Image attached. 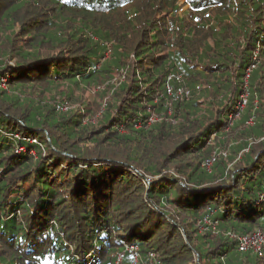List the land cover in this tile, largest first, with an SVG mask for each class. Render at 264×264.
Segmentation results:
<instances>
[{"label": "trees", "instance_id": "1", "mask_svg": "<svg viewBox=\"0 0 264 264\" xmlns=\"http://www.w3.org/2000/svg\"><path fill=\"white\" fill-rule=\"evenodd\" d=\"M3 79L0 264H264V0H0Z\"/></svg>", "mask_w": 264, "mask_h": 264}, {"label": "built area", "instance_id": "2", "mask_svg": "<svg viewBox=\"0 0 264 264\" xmlns=\"http://www.w3.org/2000/svg\"><path fill=\"white\" fill-rule=\"evenodd\" d=\"M117 70L119 71L118 73L120 75L119 81H122L124 78V71H123V69H117ZM172 78H175L176 80H180V76H169L168 77V79H172ZM167 91H168V93H171L172 88L168 86ZM175 95L178 98H184V97L188 98L189 91L183 87H179V88H177ZM67 101L60 102L57 108L61 111H68L71 109H76V105L73 102H71V101L67 102ZM71 103H73V104H71ZM154 120H155L154 116H151V117H149L148 122L151 123ZM212 161H213V158L205 161L203 163V166L206 169H209L211 164H212ZM260 198L264 199V191L260 195ZM211 227H214V223L208 217L203 218V220L198 223V228L200 231H204V230L211 228ZM232 237L236 238L237 249L239 252H241V253L250 252L254 255H257L259 257L264 258V231H262L260 229H256V230L252 231L251 233L239 234L237 236L232 235ZM127 250L133 255V264H137L138 263V256L135 253V250H136L135 247H133V246L127 247ZM121 257H122V253L118 255V258H117V261L115 262V264L120 263ZM155 262L156 261L154 260V257L151 254L147 260V264H154Z\"/></svg>", "mask_w": 264, "mask_h": 264}, {"label": "rangeland", "instance_id": "3", "mask_svg": "<svg viewBox=\"0 0 264 264\" xmlns=\"http://www.w3.org/2000/svg\"><path fill=\"white\" fill-rule=\"evenodd\" d=\"M183 2H184V0H179L180 4L183 3ZM185 8H187V6L183 7V9H185ZM118 72L119 71L117 69H114V68L112 69V74H111L112 78L106 79L107 84L103 83L100 86H90V87H84V86L81 85V86H77L76 87V89L74 90V93H73L74 99L70 100V101L73 102L76 105V109H79V111H85V118H84L85 121L90 122L91 124H95L96 123V121L100 117V113L102 111V110H100L98 112V110L101 109L103 101L106 98L108 99L107 96H109V92L112 91L113 86L117 85V83L119 82L120 75H119ZM0 87L3 88V89L6 88L5 87V79L1 80ZM61 88L57 86L53 91L61 90ZM240 98H241V101L237 102V105L235 106L236 108H238V110H241L244 107H246V104H247V93L246 92L242 93L240 95ZM61 99H62V101H67L64 98H61ZM73 103H71V104H73ZM165 112H166V115L168 116V118H170V112L168 110L165 111ZM162 115L161 116H157L155 114L154 115V119L155 120H159L162 117ZM168 122H170L169 119H168ZM197 227H198V225H197ZM211 228L213 229L214 227H211ZM233 238H235V237H233ZM235 240H236V238H235Z\"/></svg>", "mask_w": 264, "mask_h": 264}]
</instances>
